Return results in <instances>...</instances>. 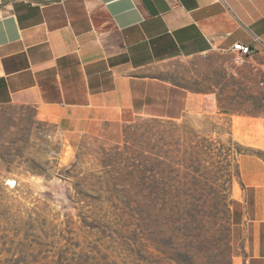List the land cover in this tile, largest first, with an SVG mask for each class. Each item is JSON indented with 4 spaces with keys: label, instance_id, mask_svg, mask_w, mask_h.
<instances>
[{
    "label": "rangeland",
    "instance_id": "rangeland-1",
    "mask_svg": "<svg viewBox=\"0 0 264 264\" xmlns=\"http://www.w3.org/2000/svg\"><path fill=\"white\" fill-rule=\"evenodd\" d=\"M217 62L231 71L217 73L229 113L139 118L116 142L70 147L0 108V264H264V223L253 257L238 169L244 154L264 159V121L230 117L264 115V87L248 88L227 57ZM211 67L204 60L196 73L192 63L180 82L198 89L201 73L205 90Z\"/></svg>",
    "mask_w": 264,
    "mask_h": 264
},
{
    "label": "crops",
    "instance_id": "crops-1",
    "mask_svg": "<svg viewBox=\"0 0 264 264\" xmlns=\"http://www.w3.org/2000/svg\"><path fill=\"white\" fill-rule=\"evenodd\" d=\"M236 42L254 49L238 66L248 88H263L264 0H0V108L18 119L29 114L70 147L85 138L116 142L139 118L229 113L223 103L230 91L217 73L231 71L217 60L231 61ZM204 60L212 66L205 90L201 73L194 74L198 89L185 77L180 82L192 63L202 72ZM230 117L264 121L248 112ZM238 169L251 193L255 257L264 159L244 154ZM237 202L244 220V202ZM237 247L246 249L247 238Z\"/></svg>",
    "mask_w": 264,
    "mask_h": 264
},
{
    "label": "built area",
    "instance_id": "built-area-1",
    "mask_svg": "<svg viewBox=\"0 0 264 264\" xmlns=\"http://www.w3.org/2000/svg\"><path fill=\"white\" fill-rule=\"evenodd\" d=\"M41 1H62V0H41ZM232 58L231 61L235 65H241L244 63L247 56L251 55L254 52L249 45H244L242 43L236 42L231 47Z\"/></svg>",
    "mask_w": 264,
    "mask_h": 264
},
{
    "label": "water",
    "instance_id": "water-1",
    "mask_svg": "<svg viewBox=\"0 0 264 264\" xmlns=\"http://www.w3.org/2000/svg\"><path fill=\"white\" fill-rule=\"evenodd\" d=\"M54 179H56L57 181H62V179L60 178V177H58V176H54V177H50V176H45L44 177V180L45 181H48V182H50V181H52V180H54Z\"/></svg>",
    "mask_w": 264,
    "mask_h": 264
}]
</instances>
